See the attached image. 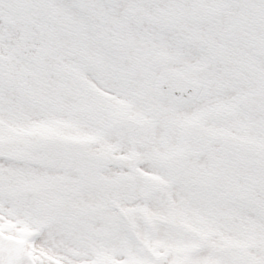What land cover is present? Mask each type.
Returning a JSON list of instances; mask_svg holds the SVG:
<instances>
[{
  "label": "rangeland",
  "instance_id": "1",
  "mask_svg": "<svg viewBox=\"0 0 264 264\" xmlns=\"http://www.w3.org/2000/svg\"><path fill=\"white\" fill-rule=\"evenodd\" d=\"M215 12V8L209 10L210 14ZM250 18L253 23L250 27L252 29L247 31L249 39L252 41L255 33L257 39L254 40V50L264 58V14L258 15L260 21L254 15ZM145 44L149 45L150 41ZM159 53L168 54L150 48L134 58L123 56L133 61L131 65L126 64L118 69L111 77L117 78V83L111 82L118 84L119 88H85L84 93L96 92L105 97V102H98L96 107L86 99L87 105L83 108L85 113L89 112L87 118L94 115L96 108L103 114V123H106L99 131L103 132L102 136H96V129L85 133L87 140H77L74 131L86 128L82 119L71 120L69 117L59 123L63 120L61 116H58V125L52 133L41 140L35 134L16 137L10 132H4V129L0 131V264H264L263 235L259 234L264 228V217H250L248 214L254 211H248L246 204L233 197L227 201H216L217 198L214 195L210 197L208 193L200 196V202H195L192 188L194 182L201 179L212 181L214 188L219 189L218 195L224 189L227 193L241 191L246 183L238 170L233 171L235 168H232V164H226V149L240 146V150H254L244 142L230 138H224L218 145L212 144L206 148L203 136L192 130L186 136L182 134L183 140L191 136L187 145L192 149L187 148V152H194L191 154L195 156L192 160L194 163L198 160L196 157L203 155L207 168L193 170L185 166L189 159L185 158L184 153H169L165 140V107L169 105L173 108L170 119L176 118L179 107L170 101L168 105L153 101L144 88V81L149 74L158 75L157 71H152L149 63ZM170 58L172 62L169 69L186 74L182 69L173 67L174 58L171 55ZM93 64L97 72L105 74L108 71L102 62ZM0 72L10 76L7 69L1 66ZM188 76L199 79L195 74ZM126 97L127 105L129 101L131 105L121 106ZM132 118H137L139 125L147 119L150 126L144 147L143 141L133 135L137 122L134 123ZM121 123H124L123 129L130 131L128 135L134 139L131 144L132 160L124 158L119 166L114 157L117 153L112 149L122 145V153L126 154L129 150L125 146L129 144L128 137L117 140L120 134L115 127L121 128ZM148 128L146 126L144 130ZM69 135L79 142L69 144ZM111 136L114 138L109 139ZM87 150L92 153L102 151L107 163L113 166L109 171L111 176H118L119 173L129 175L131 170H126V167L131 168L136 163L144 162L151 164L156 174L158 166L163 164L164 169L169 171L166 173V182L181 178L182 175L187 182L168 185L169 189L154 199L153 206L156 210L159 206L166 210L172 208L178 198L182 200L181 204H185L183 209L187 211V216L147 217L142 212L147 210L146 200L141 198L140 211L133 214L132 218V225L137 232V236H134L125 222L119 223L123 215L132 217L131 211H128L135 194L126 182L118 184L119 189L114 191L85 190L84 185L79 189L76 176L64 168L63 164L53 171L46 168L53 154L69 160L70 155L78 153L83 156ZM199 151L205 153L199 154ZM215 162L219 165L211 166ZM141 177L146 178L143 175ZM139 194H143L141 189ZM206 196L215 198L213 204L207 201ZM118 223L119 234L118 230L114 231ZM152 225L155 229H151L148 236L146 228ZM129 234L132 239L125 241ZM242 256L243 262L239 260ZM226 257L229 261H226Z\"/></svg>",
  "mask_w": 264,
  "mask_h": 264
},
{
  "label": "bare ground",
  "instance_id": "2",
  "mask_svg": "<svg viewBox=\"0 0 264 264\" xmlns=\"http://www.w3.org/2000/svg\"><path fill=\"white\" fill-rule=\"evenodd\" d=\"M263 2L0 0V66L11 76L0 72V131L41 140L61 116L59 123L82 119L86 128L74 131L77 140H87L85 133L96 129L102 136L103 114L96 108L87 118L83 108L89 100L96 107L105 97L84 93L85 88H119L111 77L133 61L122 57L157 48L174 58L173 67L208 82L207 95L179 108L175 119L169 117L173 108L165 107L169 153H184L185 166L193 170L207 168L203 155L192 162L194 152H187L191 136L182 139L196 130L206 148L230 138L264 158V58L254 50L255 33L251 41L247 32L250 16L260 21L258 15L264 14ZM101 62L105 74L94 69L93 63ZM126 101L121 106L131 105ZM259 234L264 242V228Z\"/></svg>",
  "mask_w": 264,
  "mask_h": 264
},
{
  "label": "flooded vegetation",
  "instance_id": "3",
  "mask_svg": "<svg viewBox=\"0 0 264 264\" xmlns=\"http://www.w3.org/2000/svg\"><path fill=\"white\" fill-rule=\"evenodd\" d=\"M153 82L154 80H147L144 88L145 92L148 93V96L152 98L153 101H155L154 93H153ZM203 96L207 95L204 92L202 93ZM137 123H134L136 125V128H134L133 135L136 137H139L141 141L145 139V136L149 134L150 126L147 123V119L144 120V123L142 125H139V121H136ZM129 123V122H128ZM124 123H121L120 126H122ZM148 126L149 128L144 130L145 127ZM125 125H123L121 128L118 127V132L120 134V138L124 139V137H128L129 141V151H131V144L134 139V137H130L128 134L131 133L128 130H124L123 128ZM131 141V143H130ZM135 147V144H133ZM238 148V147H237ZM236 147H229V149H226V152L228 153V158L230 164L236 165V169L244 171V176L246 177L245 182L246 186L244 191L242 192L241 197L244 200V203L247 206L248 211H254V213H249L248 215L250 217H264V159L259 156V154L255 152L250 151H244V149L240 150V148L237 149ZM242 151V152H241ZM84 155L81 156L78 153L70 155V158H64L62 164H64V167H67L68 169L70 167L73 168V173L76 176L75 180L76 183L80 186L78 187L81 189L82 185H84L86 188L85 190H98L105 192L107 190L112 189L113 191L118 188V184H123V182H126V185H129L131 188L134 189L135 194V205L134 208L137 209L139 207V200L141 198H145L146 202L145 205L148 207V212L150 217L160 216V217H183V208L185 207V204H181V199H176L175 205L172 206V208L166 209L165 213H162L161 215L159 212V209L154 210V199L159 198L165 191L169 189L168 185L170 184H183L186 183L187 180H183L182 175L181 178H175L174 181H165L166 179V173L169 171L165 170L163 165L158 166L157 174L154 171L153 167L148 165V177L144 178L141 177V175L137 171L138 166H131V168L126 167V170H131L129 175L124 176L123 173H120V176H111L109 174V170H111L112 164L107 163L105 158L102 156L101 152L92 153L91 150H87ZM90 154V155H89ZM94 154V155H92ZM129 156V155H128ZM101 158H104L103 160ZM73 159V163H70V160ZM121 160V161H120ZM116 161V165L122 163V159ZM236 162V163H235ZM155 163V162H154ZM165 170V171H164ZM126 174V172H124ZM157 175L156 179L155 176ZM127 177V178H126ZM216 178V177H214ZM74 179V178H73ZM114 180V181H113ZM113 181V182H111ZM112 183L114 186H111ZM212 181L206 182L200 179V181H195V183L192 185V188H194V198L196 199L195 202H199L201 200L200 196L203 194L206 195L209 193L210 197H213L214 195L217 198L219 189H215L212 185ZM138 186V188H137ZM167 186V187H166ZM185 187V185H180ZM209 186V187H208ZM214 188V189H213ZM139 189V190H138ZM143 192V194H139V191ZM208 190V191H206ZM146 195H145V193ZM207 192V193H204ZM233 196H239L238 193H232ZM208 196V197H209ZM208 198V202L213 204L215 201V198ZM229 198H231V195H228ZM240 197V196H239ZM153 213L151 214V212Z\"/></svg>",
  "mask_w": 264,
  "mask_h": 264
},
{
  "label": "water",
  "instance_id": "4",
  "mask_svg": "<svg viewBox=\"0 0 264 264\" xmlns=\"http://www.w3.org/2000/svg\"><path fill=\"white\" fill-rule=\"evenodd\" d=\"M168 58L159 55L154 59V66L159 67L165 72V77H170V82L161 79L156 86V96L160 100H165L167 97L171 96L174 101L178 104H186L192 102L196 96L199 94L201 86L198 82L194 80H185L180 77L177 73H166V67L168 65ZM60 163V157L53 155L49 162L48 167L50 169H55Z\"/></svg>",
  "mask_w": 264,
  "mask_h": 264
}]
</instances>
